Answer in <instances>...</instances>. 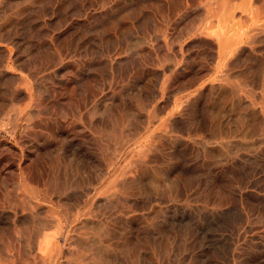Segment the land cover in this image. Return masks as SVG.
I'll list each match as a JSON object with an SVG mask.
<instances>
[{
	"label": "bare ground",
	"instance_id": "6f19581e",
	"mask_svg": "<svg viewBox=\"0 0 264 264\" xmlns=\"http://www.w3.org/2000/svg\"><path fill=\"white\" fill-rule=\"evenodd\" d=\"M206 1L0 0V264H264V0Z\"/></svg>",
	"mask_w": 264,
	"mask_h": 264
},
{
	"label": "rangeland",
	"instance_id": "374dc122",
	"mask_svg": "<svg viewBox=\"0 0 264 264\" xmlns=\"http://www.w3.org/2000/svg\"><path fill=\"white\" fill-rule=\"evenodd\" d=\"M212 1L214 2V0H211V1L207 0L206 2H207V4H210ZM208 6H209V5H208ZM55 25H56V24H55ZM58 27H59V26H58ZM58 27H57V25H56L55 27L53 26V28H54L55 30H56ZM59 29H60V28H59ZM137 30H138V32L140 31L138 28H137ZM56 31H57V30H56ZM59 46H62V45L60 44ZM104 50H105V46H104Z\"/></svg>",
	"mask_w": 264,
	"mask_h": 264
}]
</instances>
